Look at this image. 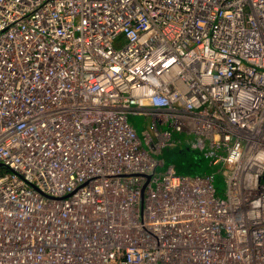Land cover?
I'll use <instances>...</instances> for the list:
<instances>
[{
  "label": "built area",
  "instance_id": "obj_1",
  "mask_svg": "<svg viewBox=\"0 0 264 264\" xmlns=\"http://www.w3.org/2000/svg\"><path fill=\"white\" fill-rule=\"evenodd\" d=\"M0 264H264V0H0Z\"/></svg>",
  "mask_w": 264,
  "mask_h": 264
},
{
  "label": "rangeland",
  "instance_id": "obj_2",
  "mask_svg": "<svg viewBox=\"0 0 264 264\" xmlns=\"http://www.w3.org/2000/svg\"><path fill=\"white\" fill-rule=\"evenodd\" d=\"M128 122L142 139L144 146L148 148L144 142V132L150 130L148 127L149 120L146 116L139 113H131L128 116ZM183 137V134H178L176 131L172 132V139L179 140L183 139ZM155 158L158 162L163 161V165L157 166L152 172L142 175L145 180H143L142 186L141 210L143 209L144 189L146 184H148L154 176H161L170 165H174L176 171L182 175H203L205 172H212V170H215L209 167L208 160L203 157L198 149L190 148L186 144L182 148L167 147L164 149L163 153L155 155ZM214 187L215 194L224 198V178L217 172H215Z\"/></svg>",
  "mask_w": 264,
  "mask_h": 264
},
{
  "label": "bare ground",
  "instance_id": "obj_3",
  "mask_svg": "<svg viewBox=\"0 0 264 264\" xmlns=\"http://www.w3.org/2000/svg\"><path fill=\"white\" fill-rule=\"evenodd\" d=\"M204 157V156H203Z\"/></svg>",
  "mask_w": 264,
  "mask_h": 264
}]
</instances>
